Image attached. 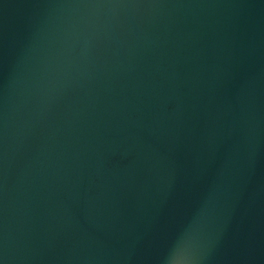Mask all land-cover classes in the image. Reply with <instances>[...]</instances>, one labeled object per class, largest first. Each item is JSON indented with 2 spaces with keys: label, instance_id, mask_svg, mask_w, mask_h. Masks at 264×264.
Listing matches in <instances>:
<instances>
[{
  "label": "water",
  "instance_id": "obj_1",
  "mask_svg": "<svg viewBox=\"0 0 264 264\" xmlns=\"http://www.w3.org/2000/svg\"><path fill=\"white\" fill-rule=\"evenodd\" d=\"M0 264H264V0H0Z\"/></svg>",
  "mask_w": 264,
  "mask_h": 264
}]
</instances>
